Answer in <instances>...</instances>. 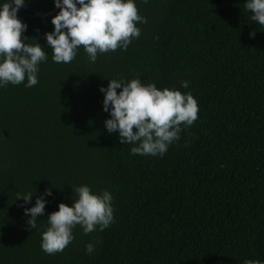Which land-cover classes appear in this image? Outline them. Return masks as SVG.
Returning <instances> with one entry per match:
<instances>
[{"label":"trees","instance_id":"obj_1","mask_svg":"<svg viewBox=\"0 0 264 264\" xmlns=\"http://www.w3.org/2000/svg\"><path fill=\"white\" fill-rule=\"evenodd\" d=\"M137 6L148 19L137 25L140 38L95 63L83 47L72 63L53 62L43 36L60 10L46 22L18 13L28 25L23 36L48 60L36 86L0 88V264H264V26L246 0ZM26 7L56 9L54 0ZM112 78L190 92L198 119L163 157L133 156L134 145L105 128L111 117L100 88ZM82 185L113 194L115 223L88 235L77 226L62 253H45L48 215L72 206ZM50 188L30 230L24 209ZM28 193L31 203L17 198Z\"/></svg>","mask_w":264,"mask_h":264},{"label":"clouds","instance_id":"obj_2","mask_svg":"<svg viewBox=\"0 0 264 264\" xmlns=\"http://www.w3.org/2000/svg\"><path fill=\"white\" fill-rule=\"evenodd\" d=\"M148 4L150 0H142ZM28 0H5L0 3V88L9 84H25L31 88L39 83L40 65L47 62L48 52L37 41L29 44L23 36L28 25L18 13ZM59 13L52 18L54 31L44 34L51 47L54 63L70 64L83 47L90 62L99 55L127 51L134 39L141 36L138 24H147L140 14L137 0H54ZM251 19L264 26V0H246ZM255 36V33L252 34ZM183 88L188 81L181 82ZM122 89L121 91H117ZM104 94L103 110L110 114L105 121L109 134L119 133L120 142L134 145L131 155L163 157L169 147L180 139V133L198 119V101L189 93L174 88L159 89L155 83H144L141 78L128 81L112 78ZM76 194L72 206L59 204V210L48 215L47 230L42 233L41 250L49 255L62 253L75 239L73 230L79 226L85 235L103 232L115 223L113 194L109 190L94 193L90 186L73 188ZM52 189L37 198L35 206L25 208L30 216V230L37 229V220L46 212ZM31 203L33 195H17ZM99 241L90 242L85 251L92 255ZM244 264H259L245 260Z\"/></svg>","mask_w":264,"mask_h":264},{"label":"water","instance_id":"obj_3","mask_svg":"<svg viewBox=\"0 0 264 264\" xmlns=\"http://www.w3.org/2000/svg\"><path fill=\"white\" fill-rule=\"evenodd\" d=\"M23 10L25 11V13L30 16V17H34V18H41L44 20V22H46V19L47 18H51L53 15L57 14L58 11L60 9L56 8L53 12L51 13H34V12H31L29 9H27V7L25 6L23 8Z\"/></svg>","mask_w":264,"mask_h":264}]
</instances>
